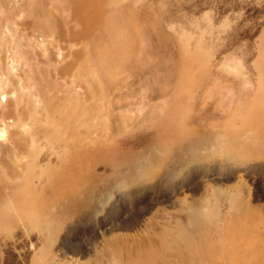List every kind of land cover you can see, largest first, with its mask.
<instances>
[{
    "label": "rangeland",
    "instance_id": "obj_1",
    "mask_svg": "<svg viewBox=\"0 0 264 264\" xmlns=\"http://www.w3.org/2000/svg\"><path fill=\"white\" fill-rule=\"evenodd\" d=\"M53 7L52 0H0V91L25 70V85L50 82L48 94L58 99L68 90L86 101L90 117L50 130L43 148L29 145L22 163H37L21 176L8 171L21 168L10 138L23 127L0 135V219L11 214L10 224L0 220V264H178L191 256L192 226L213 227L218 241L225 225L243 219V205L264 215V0H58ZM116 13L124 25L109 19ZM79 80L98 82L91 96ZM23 91L32 107L31 87ZM5 113L31 115L12 98ZM86 128L134 156L99 163V177L76 196L79 208L65 211L64 188L39 160L56 151L61 158L51 166L68 169L60 160L74 148L60 141ZM21 207L46 213L47 226Z\"/></svg>",
    "mask_w": 264,
    "mask_h": 264
},
{
    "label": "bare ground",
    "instance_id": "obj_2",
    "mask_svg": "<svg viewBox=\"0 0 264 264\" xmlns=\"http://www.w3.org/2000/svg\"><path fill=\"white\" fill-rule=\"evenodd\" d=\"M54 2V7L58 0H52ZM91 2L92 0H88ZM84 12L91 15V11L87 4L82 6ZM127 11H123L126 13ZM109 19L116 22L119 25H124L122 16L119 13L109 16ZM93 23H88L85 27L86 30H91ZM101 31L98 30L95 36H100ZM120 43V52L123 51V43L121 41V36H118ZM106 66H101L100 72L102 76L106 75ZM190 68H193L191 65ZM35 74L37 73L36 70ZM27 73L22 70L17 74L16 80L13 81V86L11 90L0 91V116L1 123L3 126V131L0 132L2 139L4 140L5 131L15 128L19 129L23 127L24 132L20 135L17 132H13L12 135L14 139L11 142L19 144V153H17V163H20L21 168L18 169L13 167L8 171L10 176H21L24 170L23 166H32L37 163L36 160H31L27 163H22L29 158V145H35L39 147H45L43 144V136L49 134L50 130L53 129H72L71 124L76 120H87L90 115L83 112L81 106L86 103L85 100H79L77 98H71L68 96V90L59 89L61 93L60 98H56L53 95H49L50 82L36 83L30 85H25V79ZM79 83L87 92V96H91L94 89L97 88L98 82H89L85 80H79ZM31 87L32 94L35 98L28 96L27 101L32 106H26L24 104V98L26 97V92L23 91L22 95H18L22 89ZM45 93L46 96L41 100L42 106H38V100ZM10 95H14L10 97ZM177 93L172 96V99L177 97ZM13 99L14 104H16L17 110L22 114L24 112L30 111L31 115L27 114L26 117L19 115L18 119L13 116H9L5 113V109L8 106L9 99ZM181 103H179L180 106ZM27 109V110H26ZM41 109L45 111L46 115L39 114ZM84 109L88 110L91 115H100L101 112H93L88 106H84ZM29 116V117H28ZM112 120H115V129L119 130L122 127V122L117 117L111 116ZM99 129H101V124H96ZM90 127V126H88ZM39 130V134L35 135L34 131ZM20 136L25 138L30 137L29 140L23 141ZM18 141V142H16ZM65 149L74 148L68 151L66 157L60 160V163L68 164L69 168L63 171H56L51 166L53 157L61 158V155L56 151L49 152L45 154L39 162L41 163V168L46 170L52 175V181L62 186L64 188L61 196L60 202H66L63 210L73 211L79 208L81 203L76 199V196L80 193L82 189H88L92 185V181L99 177L95 167L101 163L106 162L107 166H113L116 164L122 165L129 163L134 152L130 148H123L114 145L112 142L106 140L103 135L93 136L92 130L86 128L84 132L78 133L74 138L63 139L60 141ZM106 154V155H105ZM41 169V170H42ZM21 183H16L12 186L13 195L16 198V190L21 187ZM70 198V201L68 198ZM61 198L65 199L62 200ZM38 209V208H37ZM33 209L30 213L26 211L24 207H21L22 215L35 214L39 216L42 220V226H47V214ZM241 211L244 212V217L239 222L235 224H227L226 232L222 235L221 240H217L218 237L211 236L213 227H204L194 225L192 226L195 232V240H193L192 246H190L191 256L188 257L187 262L179 260L178 264H196L194 258L197 260L203 259L207 263L205 264H264V215L260 214L258 211L254 210L250 206L243 205ZM1 212V211H0ZM196 212V211H195ZM197 213V212H196ZM4 217L0 220H7L10 224L11 214L10 211H5ZM238 232L235 233V230ZM200 242V245H197ZM146 250H150L146 248ZM111 254H115V249L111 248ZM202 264V262H198Z\"/></svg>",
    "mask_w": 264,
    "mask_h": 264
}]
</instances>
